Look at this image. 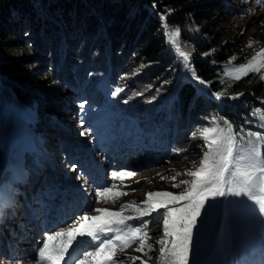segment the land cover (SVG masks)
I'll use <instances>...</instances> for the list:
<instances>
[{"label": "trees", "instance_id": "16d2710c", "mask_svg": "<svg viewBox=\"0 0 264 264\" xmlns=\"http://www.w3.org/2000/svg\"><path fill=\"white\" fill-rule=\"evenodd\" d=\"M247 1L0 0V95L12 100L15 93L28 101L23 85L30 83L43 103L37 110L45 109L46 114H69V104L77 97L99 104L110 97L118 106L122 104L118 109L135 116L133 91L152 99L173 91L172 117L162 124L166 126L163 137L175 147L180 134L201 124L213 109L231 119L235 110L231 105L219 106L198 91L194 81L177 79L184 65L166 43L160 14L172 10L167 23L182 29L181 40L192 49L191 66L211 82V93L250 91L241 100L248 106L249 98L264 99V82L251 83L250 76L234 81L220 73L226 62H243L251 52L247 27L239 23ZM233 17H239L234 25ZM117 87L123 91L112 96ZM49 112L40 124L51 131L56 124ZM58 131H53L55 137ZM47 141L42 139L50 151ZM13 151L6 162L15 160L14 168L19 157L25 168L38 160L44 163L36 149L33 158L27 153L16 157Z\"/></svg>", "mask_w": 264, "mask_h": 264}, {"label": "rangeland", "instance_id": "374dc122", "mask_svg": "<svg viewBox=\"0 0 264 264\" xmlns=\"http://www.w3.org/2000/svg\"><path fill=\"white\" fill-rule=\"evenodd\" d=\"M238 19L239 17H233L231 23L234 25ZM239 23L241 25L245 24L244 27H247V32H245V34H247L248 44L249 41H252L253 44L251 52L246 59L243 62L237 63L232 61V65L245 63L247 60L251 59V55L255 49L264 46V0H248L246 14L243 19L239 20ZM230 66L231 65L228 64L222 66L220 73L224 78L231 79L224 75V72L227 71ZM261 74H264V69H262ZM259 75L260 74L250 73L248 75L250 76V82L253 83L255 80H258ZM177 79L184 80V82L194 81L198 91L214 98L219 106L222 104L231 105V110H235V112H233V119H231L230 117L222 115L218 108L213 109L209 114L203 116L201 124L190 126L187 130V134L182 132L179 138L180 143H177L175 147H171L170 149L166 148L165 152H163L165 148L164 145L157 148V145H159L157 139H159L160 134L164 135L166 126L162 130L159 128L163 122H168L172 117L169 102L176 98V92L171 91L162 97L154 99L146 93L137 96L134 91L132 92L130 100L133 101L135 99V102L133 101L135 106L131 110L136 115L127 117L129 119L126 120L125 125L132 126L134 130H136L137 126L147 121L152 124L149 131L143 128L145 132H141L140 129L141 133L138 136L137 143L134 144L135 146L128 141L123 142V140L125 141V139H127L128 133L123 135L121 130L118 129L117 117H114L116 113L108 112L105 106L107 103H100V105H104L105 107L99 108L90 106L89 99L83 101L81 98H74L69 104V114H60L59 117L55 112L48 111L50 114L49 117L54 119L56 124L54 129L50 131L46 126L40 124V122L44 120V117L47 116L48 112L46 114L45 109L41 111L37 110L43 103L41 100L39 102L36 99L35 87L30 83L23 85V88L27 92L26 98L28 101L17 96L15 93L11 95L14 98L12 100L3 98L0 95V202L7 203L11 201L14 204V206L11 207H4L2 212H0V228H2L0 229V236L3 237L2 241H4V238L7 239V241L14 238L13 242L19 245L13 247L14 254L17 256L19 255V258L16 259V257H14L13 259L15 260L11 261L5 258L2 259V255H0V264H16V261H20L21 264H36V255H33V253L29 255V253H27L30 248L32 249V247H35L34 244L37 243V239L34 238L33 225L27 228L30 231L21 226V235L14 236L16 232L15 228L11 227L10 229V226H5L6 223L4 222V214L9 212V209L12 208H14L12 211L15 214L13 222L16 223V221H21L19 215L21 214L22 203L26 196V191H24V189L27 187V180L30 175L28 172V170L30 171L29 168L27 172H24L25 178L19 176V174L24 171V165L21 163L20 157L18 159V162H20L18 168H14L15 160L6 162L9 155L14 152L13 150L16 151V157L21 156L22 153H27V156L33 158L38 153L37 148L39 150L44 149V153L46 154L45 150L48 149L42 145V139L49 140L47 141L49 143H47L48 147L55 155V158L58 159L57 166L61 170L59 171L60 173L56 175L55 179L59 180L60 185L63 186V188H61L64 192L63 194L69 195V197L73 199V202L67 204L68 211L65 213L64 211H59L56 207L46 212L51 218L53 217L51 215L52 213H55L56 216H60L58 225L51 229L59 230L71 226L76 217L83 215L85 212L89 215H96V213L92 211L93 208L103 207L118 211L122 204L132 201H135L137 204L141 203L146 199V194L148 192L171 191L179 193L182 189L172 187V183H178L181 179H185L186 177L179 176L176 178V181H170V178L175 176V171H173V169L182 172L185 169L192 168L193 161L198 162L200 160L202 151L206 149L202 147L203 141L201 139H193L191 133L203 126H210V120L213 116L227 118L237 129L243 125L246 129L250 128L253 131L264 132V128L260 127L256 118L252 115L253 108L264 107V99L249 98L250 100L248 99L247 106L246 103L241 102V100L244 95H250V91L234 92L228 90L226 95L217 99L212 95L208 86L201 85L191 76V73L185 66L181 73L177 75ZM224 90L225 89H223V91ZM236 93H244V95L236 99L229 98ZM109 100L108 98L105 102L109 103ZM111 102L114 101L112 100ZM81 103L85 104L83 110L79 108ZM129 103L130 102H127V104ZM115 106V108H118L117 104H115ZM121 106L122 104L119 107ZM237 107L243 110V112L236 110L235 108ZM131 118H133L132 121H130ZM83 123L84 125H82ZM61 126L68 130V134L65 132L67 135L74 136L75 141L78 139L79 146L82 150L88 149L91 151L95 162L92 163L91 161L89 166L93 167H82L81 165L85 163L82 159L76 162L78 166H81L80 170L76 169L74 171L72 166H67V161L63 159V150L60 145L61 139H66L65 136L60 135L61 132L59 133L58 131ZM86 129L88 130L87 132H85ZM54 130L58 131L57 137H55ZM82 132H85V134L81 135ZM113 132L115 134L106 137V135H110ZM185 136L188 138L187 142H185ZM160 141L163 142L164 140L161 139ZM98 142L105 143H102V145L98 147ZM123 143H126L125 147L122 146ZM35 146L37 148H35ZM79 146H77L78 149H80ZM171 149H181L182 151L175 152ZM159 155H161V157H158ZM27 161H29V159H27ZM120 169L131 170L135 172L136 175L125 178L123 181L113 180L110 173L113 170ZM11 174H13L14 177ZM80 174H82V179L77 180L76 176ZM157 174L164 176V179H161ZM9 176H11L12 179H7L5 182L4 180ZM3 181L4 185L2 186ZM121 183L127 187L114 190L126 192V195H120L119 198L115 200V203L111 201L96 202V188L109 187L113 184L120 185ZM34 190H36L35 187L33 188V191ZM67 198L66 196L65 199L67 200ZM47 200L51 201V198H47ZM62 200L63 198L60 199V203H62ZM76 204L80 206L79 209H76ZM64 214L69 216L63 221ZM125 214L130 215L132 213L130 210H126ZM132 223L136 222L133 221ZM50 226H52V223L48 225V227ZM37 228L40 231L43 230L41 226H37ZM149 228L151 235L150 242L154 243L156 240L160 239L162 224L157 225L156 223H150ZM24 233L28 234L29 237H26ZM254 237L259 241H264V216L259 215L258 210L253 204L244 197H217L208 202L193 231L191 264H264V253L256 252V247L254 248L255 245L251 243ZM17 238L21 240L18 241ZM23 239L26 242L22 243ZM21 244H24L22 245L23 247H20ZM134 248L135 246L121 253V257L125 258V264H132L131 261L126 259L128 256H138L141 257L142 260L146 259L141 252L135 251ZM246 251H251L252 254L248 255ZM136 264H141V262L137 261ZM147 264H157V260L155 258L147 260Z\"/></svg>", "mask_w": 264, "mask_h": 264}, {"label": "snow or ice", "instance_id": "6c2138e0", "mask_svg": "<svg viewBox=\"0 0 264 264\" xmlns=\"http://www.w3.org/2000/svg\"><path fill=\"white\" fill-rule=\"evenodd\" d=\"M171 11L168 9L160 14L166 43L191 76L207 87L211 82L203 80L191 66L192 49L181 40L182 29L167 23V15ZM252 44L249 41L248 47L251 48ZM232 59L235 60V57ZM226 63L231 65L224 72L226 77L240 81L250 73H256L260 74L259 79L264 82V74H261L264 69V46L255 49L251 59L243 64L232 65V61ZM122 91V88L117 87L111 95L117 96ZM226 93L227 89L212 95L220 99ZM242 95L244 93H236L229 98L236 99ZM84 107V103L79 105L81 110ZM252 115L264 128V107L253 108ZM191 136L201 139L202 147L206 150L202 151L198 162H192V168L182 172L173 169L175 176L170 181H176L179 176L186 177L178 183H172V187L182 189L179 193L148 192L146 199L139 204L135 201L122 204L118 211L93 208L96 215L85 212L76 217L71 226L59 230L46 229L37 249L36 264H125L121 253L133 246L146 259L126 257L132 264L137 261L147 264V260L153 258L157 264H191L193 231L209 201L225 196L244 197L258 210L259 215L264 216V132L246 129L243 125L237 129L227 118L213 116L210 126L193 131ZM72 168L76 170L75 165ZM135 175L128 169L110 173L113 180L120 181ZM157 175L164 179V176ZM76 179L81 180L82 174L77 175ZM124 187L127 186L121 183L96 188V202L115 203L120 195L127 193L114 189ZM11 206H14L11 201L0 202V212L4 207ZM126 210L132 214H125ZM150 223L162 224L160 239L154 243L150 242ZM16 264L21 262L16 261Z\"/></svg>", "mask_w": 264, "mask_h": 264}, {"label": "bare ground", "instance_id": "6f19581e", "mask_svg": "<svg viewBox=\"0 0 264 264\" xmlns=\"http://www.w3.org/2000/svg\"><path fill=\"white\" fill-rule=\"evenodd\" d=\"M206 262V261H205Z\"/></svg>", "mask_w": 264, "mask_h": 264}]
</instances>
